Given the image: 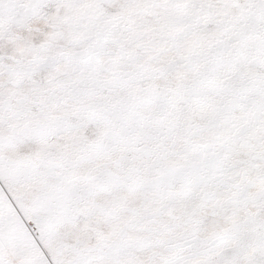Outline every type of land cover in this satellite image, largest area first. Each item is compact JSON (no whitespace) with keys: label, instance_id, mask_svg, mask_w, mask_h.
Masks as SVG:
<instances>
[{"label":"snow or ice","instance_id":"snow-or-ice-1","mask_svg":"<svg viewBox=\"0 0 264 264\" xmlns=\"http://www.w3.org/2000/svg\"><path fill=\"white\" fill-rule=\"evenodd\" d=\"M0 264H264V0H0Z\"/></svg>","mask_w":264,"mask_h":264}]
</instances>
